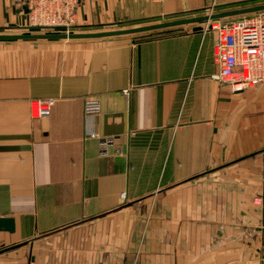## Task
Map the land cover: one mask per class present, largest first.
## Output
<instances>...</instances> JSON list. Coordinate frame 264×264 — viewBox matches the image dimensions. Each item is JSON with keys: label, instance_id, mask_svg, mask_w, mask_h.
Segmentation results:
<instances>
[{"label": "crops", "instance_id": "1", "mask_svg": "<svg viewBox=\"0 0 264 264\" xmlns=\"http://www.w3.org/2000/svg\"><path fill=\"white\" fill-rule=\"evenodd\" d=\"M211 6L264 0H80L71 36L0 0V264H264V85L214 78Z\"/></svg>", "mask_w": 264, "mask_h": 264}, {"label": "built area", "instance_id": "2", "mask_svg": "<svg viewBox=\"0 0 264 264\" xmlns=\"http://www.w3.org/2000/svg\"><path fill=\"white\" fill-rule=\"evenodd\" d=\"M27 7L28 25L37 29H55L69 34L76 24V9L80 0H12ZM162 2L163 0H151ZM203 33L214 31L213 61L217 67L214 78L229 85L231 91L264 85V10L250 13L239 19L220 21L208 8L203 20ZM53 100L35 102L34 117L47 116ZM100 103L97 99H86L83 113L86 118L97 115ZM88 137L98 140L99 153L106 154L114 146L113 137H99L88 131ZM115 152L119 148L115 147ZM124 198V194H122ZM260 197L254 199L260 202Z\"/></svg>", "mask_w": 264, "mask_h": 264}, {"label": "water", "instance_id": "3", "mask_svg": "<svg viewBox=\"0 0 264 264\" xmlns=\"http://www.w3.org/2000/svg\"><path fill=\"white\" fill-rule=\"evenodd\" d=\"M22 9L27 12V7L25 5L22 6ZM63 36H71L69 34H65ZM13 220L11 218H2L0 217V229H5L12 231L13 230Z\"/></svg>", "mask_w": 264, "mask_h": 264}]
</instances>
